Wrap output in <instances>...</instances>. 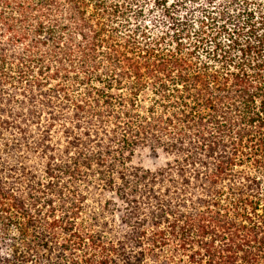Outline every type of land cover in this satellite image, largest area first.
Listing matches in <instances>:
<instances>
[{"label": "trees", "instance_id": "obj_1", "mask_svg": "<svg viewBox=\"0 0 264 264\" xmlns=\"http://www.w3.org/2000/svg\"><path fill=\"white\" fill-rule=\"evenodd\" d=\"M0 264H264V0H0Z\"/></svg>", "mask_w": 264, "mask_h": 264}, {"label": "rangeland", "instance_id": "obj_2", "mask_svg": "<svg viewBox=\"0 0 264 264\" xmlns=\"http://www.w3.org/2000/svg\"><path fill=\"white\" fill-rule=\"evenodd\" d=\"M135 162L149 169H153L157 166V163L153 160V158L148 153L139 154L136 157Z\"/></svg>", "mask_w": 264, "mask_h": 264}]
</instances>
